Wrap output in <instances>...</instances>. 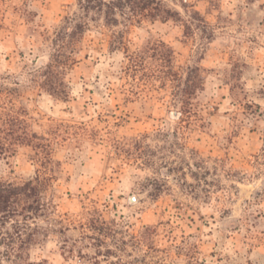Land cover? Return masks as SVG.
Segmentation results:
<instances>
[{
  "label": "rangeland",
  "instance_id": "rangeland-1",
  "mask_svg": "<svg viewBox=\"0 0 264 264\" xmlns=\"http://www.w3.org/2000/svg\"><path fill=\"white\" fill-rule=\"evenodd\" d=\"M79 1L0 0V183L16 211L0 210V264H264V0H163L181 18L125 33L131 51L171 48L179 88L157 59L152 81L124 72L109 41L126 19L91 10L52 94L53 26ZM30 179L40 205L8 189Z\"/></svg>",
  "mask_w": 264,
  "mask_h": 264
},
{
  "label": "trees",
  "instance_id": "trees-1",
  "mask_svg": "<svg viewBox=\"0 0 264 264\" xmlns=\"http://www.w3.org/2000/svg\"><path fill=\"white\" fill-rule=\"evenodd\" d=\"M79 2L81 5L80 7L83 10L82 16H65L64 19L53 26V29H55V37L52 39L51 44V48L53 50L51 53V60L43 68L41 73L43 88L47 89L50 93L55 94L61 91L59 86L62 85L63 89L67 87V73L79 61V56L82 53V49L78 46V44L82 41L86 32L91 29L87 15H85L91 10H100L104 12V25L106 27H116L120 25L121 21L118 16L119 13L126 19V30L119 31L117 33L115 32L109 41V49L111 51H124V57L125 60H127V65L123 68L124 72L129 71L135 73L138 72V70H143V78L146 81H152L155 77V74L153 73L155 70H153L154 66L151 60L157 59V77L160 78L162 84L164 86H168V84L173 83V87L179 88L181 76L180 73L174 69L172 60L173 51L165 42L160 41L158 43V47L146 46L136 48L134 51H131L125 40V33L130 31L134 25L141 24L146 19L168 20L175 18L176 16L181 18V13L179 11L169 7L163 0H80ZM31 6L32 5L28 7V12L36 13L35 9ZM184 6L185 10H188L186 5ZM190 12H192L191 16L193 18H199V16H201L197 10ZM45 30H47V28H45ZM151 50L153 53H151ZM194 69L198 70L197 67ZM186 91L187 89L182 90V92L181 90H178V93L175 94V98L188 104V100H184L181 97L184 96L183 93ZM232 91H234V89H232ZM189 94H192V92H189ZM262 158L264 159V150ZM49 161H53V159L50 158ZM172 168L174 170L179 169L177 167ZM207 172L208 170L202 174L196 173V175L198 178L202 179L201 175L205 176ZM51 179V177L47 178V180ZM8 189L11 194H16L18 196H36L35 201L39 205L42 201V198L40 197L41 190L34 184L32 179L15 186L10 184ZM3 192L2 183H0V210L2 212L7 211L9 214H16V211H11L9 209L10 196L5 197ZM38 210L39 207H35L33 212L24 215V219H33L34 215L39 214ZM7 217L10 218L12 215H7Z\"/></svg>",
  "mask_w": 264,
  "mask_h": 264
}]
</instances>
